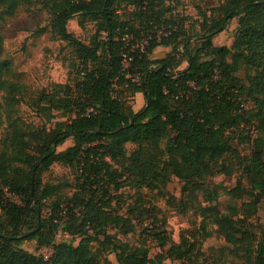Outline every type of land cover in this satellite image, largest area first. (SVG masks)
Returning a JSON list of instances; mask_svg holds the SVG:
<instances>
[{"label": "trees", "instance_id": "trees-1", "mask_svg": "<svg viewBox=\"0 0 264 264\" xmlns=\"http://www.w3.org/2000/svg\"><path fill=\"white\" fill-rule=\"evenodd\" d=\"M31 1L0 0V13L12 15ZM37 1L50 12L51 33L71 47L78 71L71 82L54 83L33 101L35 112L52 125L22 127L12 115L22 89L7 78L11 65L0 36V122L7 120L6 136H0V264H114L103 248L116 264H203L200 244L213 232L243 250L251 264H264V238L248 226L264 205V0H224L215 16H203L191 31L167 17L169 8L158 0ZM73 18L81 28L87 22L95 27L87 44L68 31ZM233 18L231 45H214V36ZM159 46L170 51L155 58ZM123 53L130 57L126 67ZM137 92L144 104L135 111L128 99ZM54 163L75 173L69 197L62 198L59 184H41V173ZM235 170L241 179L232 187L210 180ZM173 177L184 194L213 183L240 207L232 213L216 204L196 207L198 234L174 242L165 217H158L161 210L152 203L145 208L142 195L144 189L164 195ZM124 187L139 195L128 216L111 205L110 189ZM53 197L48 216H42ZM182 204L166 198L168 208ZM151 211L153 223L141 235L143 244L157 243L154 258L142 245L106 232L113 226L128 234L131 220L142 223ZM58 234L66 239L58 240ZM33 241L37 249L52 251L47 259L24 249Z\"/></svg>", "mask_w": 264, "mask_h": 264}, {"label": "rangeland", "instance_id": "rangeland-1", "mask_svg": "<svg viewBox=\"0 0 264 264\" xmlns=\"http://www.w3.org/2000/svg\"><path fill=\"white\" fill-rule=\"evenodd\" d=\"M162 1L169 11L167 17L181 24L186 30H198L199 20L203 16H215L216 8L224 2V0H158ZM130 12L131 8H126ZM1 10V7H0ZM204 14V15H203ZM50 12L37 0H32L27 5L19 6L12 15H2L0 13V36L3 41V57L10 62L11 68L7 75L8 80L16 82L20 85L22 92L20 93V101L14 105L12 115L16 121L26 128L49 127L52 123H47L39 116L33 107V101L42 91H49L54 83L71 82L73 76H77L78 60L74 57L71 47L65 41L55 37L50 31ZM237 25L236 18H233L226 28L219 32L213 38L216 46H230L233 41L234 29ZM67 29L72 32L83 43L90 41L91 35L94 33L95 27L91 22H87L84 27H79L76 18L67 23ZM163 47V46H162ZM153 57H164L167 51L163 48H156ZM241 75V73H240ZM129 105L136 110L144 104V100L134 99L132 96L128 99ZM0 104L4 107L5 101L0 95ZM61 119V117H57ZM7 132V120L5 117L0 122V136L4 139ZM71 141H67L58 149H63L70 145ZM128 152L134 148V144L129 142L126 144ZM242 152L247 153L249 147L244 145ZM74 171L68 166L54 163L48 170L41 173V184L56 185L62 188V198L69 197L74 191L71 188L75 179ZM241 179L240 172L235 170L230 177L224 175L213 176L211 182L221 183L225 187H232L237 180ZM213 183H207L205 191L199 188L191 193L184 194L181 190L182 183L173 177L167 184L166 193H156L144 189L142 195L144 197V206L149 208L152 204L159 208L162 212L157 213L158 217L164 216L166 219V228L169 238L174 242H179L181 236L192 241L193 236L198 234L201 217L196 211V207L209 206L216 204L217 208L223 213H232L240 207V201L231 199L221 188H215ZM113 196L111 205L116 212L123 216H128L127 210L130 204L139 203V195L134 189L129 187L121 188L114 191L110 189ZM218 193L216 200H211V196ZM174 196L181 199L183 204L180 209L168 208L166 198ZM55 197L47 199L43 208L42 216H48L51 202ZM152 203V204H150ZM183 207V208H182ZM154 211L144 212L142 215V223H137L136 219L131 220L133 231L128 234H122L117 227L109 226L106 232L119 242H126L131 246H141L148 249L149 257L154 258L155 254L160 251L158 245L149 239L146 243H142L144 238L142 228L151 226L153 223ZM249 228L264 238V205L260 204L257 212L248 218ZM208 228L214 230V225ZM58 240L66 239L62 234L57 235ZM76 243V241H74ZM169 246V243L167 244ZM24 249L37 254H47L49 250L37 249L34 242H25ZM200 249L203 252V264H251L252 258L246 256L243 250H238L234 246L228 244L222 235L217 232L205 238ZM104 256H107L114 264H116L114 254L108 249L101 250ZM168 264H178V261H165Z\"/></svg>", "mask_w": 264, "mask_h": 264}, {"label": "built area", "instance_id": "built-area-1", "mask_svg": "<svg viewBox=\"0 0 264 264\" xmlns=\"http://www.w3.org/2000/svg\"><path fill=\"white\" fill-rule=\"evenodd\" d=\"M141 46H143V44ZM129 59H130V57H127V53H123L124 67H126L128 65ZM45 250H49V251H47L48 253L44 254V255L41 254V255L44 257V259H47L50 256V254L52 253V251L50 249H46V248H45Z\"/></svg>", "mask_w": 264, "mask_h": 264}, {"label": "crops", "instance_id": "crops-1", "mask_svg": "<svg viewBox=\"0 0 264 264\" xmlns=\"http://www.w3.org/2000/svg\"><path fill=\"white\" fill-rule=\"evenodd\" d=\"M157 48H163V49H165L166 51H167V49L169 48V47H162V46H159V47H157ZM156 51V50H155ZM154 51V52H155ZM170 51V50H169ZM168 51V52H169ZM167 52V53H168ZM134 99H140V98H142L143 99V94L141 93V92H137V93H134V95L132 96ZM144 100V99H143ZM143 106V105H142ZM141 106V107H142ZM141 107H139L138 109H136L135 111H137V110H139ZM134 110V109H133ZM34 242V241H33ZM35 243V242H34Z\"/></svg>", "mask_w": 264, "mask_h": 264}, {"label": "water", "instance_id": "water-1", "mask_svg": "<svg viewBox=\"0 0 264 264\" xmlns=\"http://www.w3.org/2000/svg\"><path fill=\"white\" fill-rule=\"evenodd\" d=\"M33 180H34V170L32 172V180H31L32 184H33Z\"/></svg>", "mask_w": 264, "mask_h": 264}]
</instances>
